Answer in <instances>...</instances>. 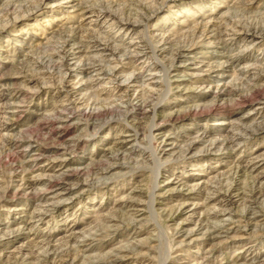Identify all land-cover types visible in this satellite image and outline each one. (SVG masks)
<instances>
[{
  "label": "rangeland",
  "instance_id": "1",
  "mask_svg": "<svg viewBox=\"0 0 264 264\" xmlns=\"http://www.w3.org/2000/svg\"><path fill=\"white\" fill-rule=\"evenodd\" d=\"M262 259L264 0H0V264Z\"/></svg>",
  "mask_w": 264,
  "mask_h": 264
},
{
  "label": "bare ground",
  "instance_id": "2",
  "mask_svg": "<svg viewBox=\"0 0 264 264\" xmlns=\"http://www.w3.org/2000/svg\"><path fill=\"white\" fill-rule=\"evenodd\" d=\"M115 22V21H114ZM113 22V23H114ZM95 42V41H94ZM93 42V43H94ZM98 42V41H97ZM92 43V44H93ZM101 43V42H100ZM88 44V43H87ZM90 44V43H89ZM88 47H91V46H88ZM95 48V47H94ZM105 48V47H104ZM111 48V47H110ZM108 49V48H107ZM114 49V48H113ZM116 49V48H115ZM137 50V49H136ZM101 52V51H100ZM112 53V52H111ZM103 55V54H102ZM75 70V69H74ZM99 70V69H98ZM97 70V71H98ZM123 71V70H122ZM117 73V72H116ZM133 74V73H132ZM143 74V73H142ZM134 77V76H133ZM135 79V78H134ZM130 82H132V80L130 81ZM124 99V98H123ZM130 99V98H129ZM130 102H131V99H130ZM129 102V103H130ZM126 104V103H125ZM259 104V103H258ZM122 105V104H121ZM127 105V104H126ZM228 123V122H227ZM232 125V124H231ZM233 132V131H232ZM238 133V132H237ZM200 135V134H199ZM228 135H230V134H228ZM240 135H241V133H240ZM131 135H130V133H129V131H125L124 133H122L121 134V136L119 137V139L117 140V142H116V144L118 145V148H119V145L120 146H123V143L124 142H126V141H129V137H130ZM236 135H234V136H231V137H229V138H234ZM201 137H202V135H201ZM220 138V137H219ZM239 138V137H238ZM134 139V138H133ZM236 139V138H235ZM227 140V139H226ZM231 140V139H230ZM229 140V141H230ZM131 141V140H130ZM196 140L194 139L189 145L187 144L186 146H185V150L183 151V153L186 151V150H189L190 149V146H192V144H195L194 142H195ZM234 141V140H233ZM174 143V142H173ZM114 144V143H113ZM164 144V143H163ZM222 145V144H221ZM229 146V145H228ZM116 148V147H115ZM174 148V147H173ZM178 148H180V147H178ZM132 149V148H131ZM112 152L114 153V151L112 150ZM116 152V151H115ZM123 152V151H122ZM126 152V151H125ZM119 153V152H118ZM109 154H111V153H109ZM115 154V153H114ZM108 155V154H107ZM183 155V154H182ZM67 160V159H66ZM113 163V162H112ZM101 164V163H100ZM110 164V163H109ZM114 165V164H113ZM116 165V164H115ZM78 168H80V167H78ZM81 169V168H80ZM82 170H80V172H81ZM78 172V171H77ZM79 172V173H80ZM104 172V171H103ZM71 176V175H70ZM49 177V176H48ZM65 177V176H64ZM46 179H48V178H46ZM51 179V178H50ZM70 180V179H69ZM49 182V181H48ZM47 182V183H48ZM70 182H72V181H70ZM51 183V182H50ZM53 183V182H52ZM49 184V183H48ZM54 184V183H53ZM25 186V185H24ZM51 186V185H50ZM70 186V185H69ZM71 186H72V184H71ZM52 187V186H51ZM61 187V186H60ZM64 187V186H63ZM33 188V187H32ZM57 188V187H56ZM69 188H72V187H69ZM50 189V188H49ZM62 189V188H61ZM47 190V189H46ZM63 190V189H62ZM21 191V190H20ZM19 191V192H20ZM30 191V190H29ZM52 192H54L53 190H51ZM55 193H57V192H55ZM54 194V193H53ZM212 194V193H211ZM210 194V195H211ZM60 197V196H59ZM211 198V197H210ZM249 200V199H248ZM251 203V202H250ZM52 204H53V202H52ZM209 214H211V213H209ZM216 214V213H215ZM212 215V214H211ZM213 216H215V215H213ZM206 218V217H205ZM206 220V219H205ZM210 223V222H209ZM200 227V226H199ZM206 227V226H205ZM221 227V226H220ZM219 227V228H220ZM222 228V227H221ZM231 228V227H230ZM205 229V228H204ZM210 228H208V230H209ZM206 230V229H205ZM204 230V231H205ZM215 232V231H214ZM212 236V235H211ZM253 246V245H252ZM251 262V261H250ZM261 263H264V259H262V261H260ZM246 264V263H245Z\"/></svg>",
  "mask_w": 264,
  "mask_h": 264
}]
</instances>
